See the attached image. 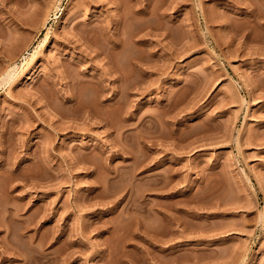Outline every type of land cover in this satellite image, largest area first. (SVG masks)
<instances>
[{
	"label": "rangeland",
	"instance_id": "374dc122",
	"mask_svg": "<svg viewBox=\"0 0 264 264\" xmlns=\"http://www.w3.org/2000/svg\"><path fill=\"white\" fill-rule=\"evenodd\" d=\"M31 8L0 0V264H264V0Z\"/></svg>",
	"mask_w": 264,
	"mask_h": 264
},
{
	"label": "bare ground",
	"instance_id": "6f19581e",
	"mask_svg": "<svg viewBox=\"0 0 264 264\" xmlns=\"http://www.w3.org/2000/svg\"><path fill=\"white\" fill-rule=\"evenodd\" d=\"M41 1L42 0H29V3L32 5V8H31V10L30 11H32V12H29V13H31V14H27L30 18L31 17H37L40 13L39 12H41V11H39V10H41V8H40V3H41ZM39 13V14H38ZM36 14H38L37 16H35ZM125 15H126V13H125V11L123 12L122 11V13H121V19H119L118 21H116V23H115V26L117 27L121 22H122V20H123V18L122 17H125ZM29 18H25V16H24V18H21V22H25V21H27ZM31 19H33V18H31ZM29 22V21H28ZM27 23V22H26ZM117 36H120V35H118V34H116ZM104 36V35H103ZM101 37H99L96 33H92V30H90L89 32H88V34L86 35V37L84 38L85 39V45H86V49H88V48H92V45L93 44H100V39ZM116 38H119V37H116ZM99 42V43H98ZM102 42V41H101ZM105 42V41H104ZM103 43V42H102ZM101 43V44H102ZM109 43V42H108ZM108 43H103L102 45H99V47H98V50H97V52H96V55H95V58L96 57H100L101 56V58L103 59V60H107L108 59V61L110 60L111 61V56L112 55H114V54H111V52L110 51H112V53H113V51L115 52V50L114 49H116V48H118L119 46H120V44L117 42V43H112L111 44V46H109L110 44H108ZM111 43V42H110ZM87 53H88V51H86ZM90 53V52H89ZM110 54H111V56H110ZM113 60V59H112ZM12 74H13V71H9L8 73H7V75H6V77L7 78H12ZM5 77V78H6ZM8 81V80H7ZM73 96V92H71L70 94H69V96L67 97V98H70V97H72ZM99 110V109H98ZM102 111H104V110H101V112ZM97 112V111H96ZM101 112H97L98 113V115L101 113ZM101 114H103V113H101ZM105 116H107V115H104V117ZM108 117V116H107ZM106 117V118H107ZM102 118V117H101ZM104 119V118H103ZM105 120V119H104ZM107 120H108V118H107ZM48 143H50V141H48ZM36 175V174H35ZM10 218H12V217H14V215H10L9 216ZM34 252V251H33ZM37 252V251H36ZM42 252H40V253H38L37 252V254L35 253V254H33V256H29V258L27 259L28 260V264H36L37 262H39L40 260H41V257H45V256H42V254H41ZM45 253V252H44ZM40 254V255H39ZM45 255V254H44ZM43 259V258H42ZM26 260V259H25ZM42 262V261H41ZM26 263V262H25ZM37 264H39V263H37ZM41 264V263H40Z\"/></svg>",
	"mask_w": 264,
	"mask_h": 264
}]
</instances>
